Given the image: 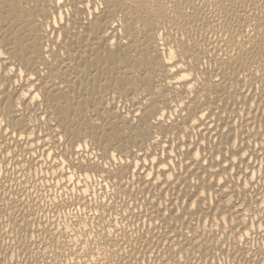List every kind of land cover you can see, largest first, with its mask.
<instances>
[{"label":"bare ground","instance_id":"obj_1","mask_svg":"<svg viewBox=\"0 0 264 264\" xmlns=\"http://www.w3.org/2000/svg\"><path fill=\"white\" fill-rule=\"evenodd\" d=\"M261 142L264 0H0V264H264Z\"/></svg>","mask_w":264,"mask_h":264},{"label":"snow or ice","instance_id":"obj_2","mask_svg":"<svg viewBox=\"0 0 264 264\" xmlns=\"http://www.w3.org/2000/svg\"><path fill=\"white\" fill-rule=\"evenodd\" d=\"M59 3L61 4V7L63 6V0H59ZM81 7H91V4L88 3H84L82 2ZM103 7V4H100L99 8L96 9V11H99L100 8ZM23 74V73H22ZM33 80H35V77H32ZM217 79H219L217 77ZM37 99H39V97H37ZM203 120V118H202ZM202 120L197 121V126L199 125L200 122H202ZM223 127V125H222ZM228 129H225V132H227ZM19 139L24 140V137H19ZM65 137L63 135H61L60 133L57 134V140L60 141V143H64L65 142ZM231 144V141L229 142ZM80 144H83V140L80 141ZM239 144V142L237 141V145ZM255 147L257 149H262L261 152H259L258 154L260 155L261 159H264V142H261L259 144H256ZM193 151H195V149H193ZM12 153H8V156L11 157ZM45 155H47V153H45ZM233 155L237 157L236 159V164H239L240 160L239 157L242 155L243 159L245 162H248V157L251 156V152L250 151H244L243 149H240L239 151L233 152ZM66 159V158H64ZM196 160L199 161H203L204 163H207V161H204L203 156L201 155V153L197 154L195 157ZM220 163L223 164V160L224 157H220L218 158ZM229 159L231 160V157H229ZM120 157L119 154L117 153H110L109 154V161L110 162H120ZM60 161L57 162L56 167L59 168L60 167ZM107 167V166H105ZM231 167L230 164L228 165H224L225 170L227 171L229 168ZM219 174V172H217ZM149 179H152V177H149ZM174 179V178H173ZM198 179V178H197ZM246 179L249 183V186H253V185H259L261 187V190L264 191V170L260 171L259 174H257L256 170H255V165L251 166L247 173H246ZM228 183L227 180L221 179L220 180V185L222 188L225 187V185ZM205 199H207V191L205 190L204 193L200 194V198L198 200H196L195 203H193L192 200L189 201V203H191L192 205V209L196 210V208L198 207L199 203L203 202ZM231 203V202H229ZM262 207H264V204L261 205ZM243 207V206H241ZM241 209H238L237 211H239ZM230 218L229 217H225L224 220H217V226L221 228V230H223V226L225 224H227L229 222ZM257 224L260 225H264V213H261L260 216L257 217ZM252 231H259L261 233H264V227H259L257 228L256 225L252 226ZM248 235V233H246V236ZM246 236H241L239 237V239H241L242 241L246 238ZM182 259V257H181Z\"/></svg>","mask_w":264,"mask_h":264}]
</instances>
